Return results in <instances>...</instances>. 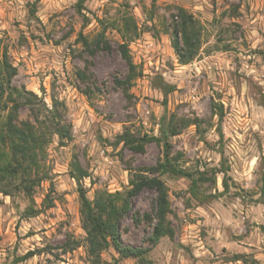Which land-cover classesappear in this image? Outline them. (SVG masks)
<instances>
[{"label":"rangeland","instance_id":"obj_1","mask_svg":"<svg viewBox=\"0 0 264 264\" xmlns=\"http://www.w3.org/2000/svg\"><path fill=\"white\" fill-rule=\"evenodd\" d=\"M78 2L0 0V39L17 68L13 84L47 106L61 103L72 126L64 146L51 136L44 160L48 177L31 200L17 189L19 180L7 185L9 195L0 192V264H97L86 251L80 188L89 199L98 189L124 191L130 170L155 165L164 144L149 141L144 151L133 152L116 136L129 130L158 137L161 117L170 114L198 120L170 137L171 152L182 154L185 169L207 170L201 192L215 197L198 202L188 193L187 178L162 175L173 237L150 241L156 195L144 189L120 226L124 245L148 250L144 261L119 259L109 247L99 264H264V0ZM233 4H239L236 15ZM176 6L201 23L199 53L184 65L165 32ZM128 15L139 36L129 41L135 75L127 85L120 83L129 74L118 51L122 39L111 24ZM104 26L106 45L96 43ZM19 118L32 120L26 107ZM74 158L86 177L70 175ZM222 162L227 192L222 174L211 182V168ZM29 206L39 213L26 216ZM71 240L79 246L65 252L62 245ZM38 248L43 251L20 261Z\"/></svg>","mask_w":264,"mask_h":264},{"label":"trees","instance_id":"obj_2","mask_svg":"<svg viewBox=\"0 0 264 264\" xmlns=\"http://www.w3.org/2000/svg\"><path fill=\"white\" fill-rule=\"evenodd\" d=\"M84 0H79V5ZM239 4H233L234 15L238 13ZM86 19V16H84ZM111 27L115 29L122 41L118 44V51L121 58L128 67V75L121 84L127 85L134 77L135 65L129 52V41L139 36L138 28L132 15L123 16L121 21L112 22ZM131 26V27H130ZM201 23L194 18L185 8L175 7V14L172 15V23L165 32L172 37V47L177 55L178 62L182 65L191 62L199 53L201 45ZM104 26L99 32L96 43L106 45ZM82 45L90 47V41L83 34L79 35ZM17 74V68L10 62L8 52L0 39V192L9 195L6 189L12 181L19 180L17 189L31 200L32 193L47 176L44 169L46 157V146L51 136L58 137V143L64 146L71 140V123L65 118L64 111L58 108L56 101L47 106L42 98L24 87H17L13 84V78ZM62 105V104H61ZM26 107L32 116V120L19 118V111ZM223 117L222 113L219 118ZM196 118H178L175 114L166 115L160 119V136H135L129 130L123 131L116 136L117 143L123 148L133 152L144 151V146L149 141L163 142L164 152L162 159L155 165L144 169L130 170L128 187L124 191L116 190L108 192L104 189L95 191L93 199H89L80 188L81 226L84 230L87 254L94 263L99 264L101 252L112 247L118 254L119 259L135 258L144 261L147 249L124 245L121 240L120 226L123 217L130 209L131 200L139 195L144 189L155 192L156 199L153 205V217L150 218L152 226L150 241L155 244L162 237H173L174 231L168 214L171 212V205L168 195V186L161 178L164 174L175 177H184L190 181L188 193L198 202H206L215 194L204 195L201 187L209 179L205 171L196 172L185 169L180 164L182 154H172L170 137L178 135L180 131L189 124L197 125ZM213 176L212 183H215L216 174L223 175V192L229 189L227 182V168L222 162L220 167L211 168ZM70 175L81 179L86 177L84 170L78 160L70 163ZM49 199L47 206H52ZM39 210L29 206L25 210L26 216H34ZM79 246V242L63 244L65 252L72 251ZM43 251V248L27 251L20 257V261L33 257Z\"/></svg>","mask_w":264,"mask_h":264}]
</instances>
